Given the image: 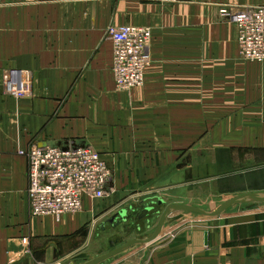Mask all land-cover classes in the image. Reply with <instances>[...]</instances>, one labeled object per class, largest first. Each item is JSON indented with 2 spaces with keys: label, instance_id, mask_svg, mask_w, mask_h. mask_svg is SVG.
<instances>
[{
  "label": "crops",
  "instance_id": "0c3cea01",
  "mask_svg": "<svg viewBox=\"0 0 264 264\" xmlns=\"http://www.w3.org/2000/svg\"><path fill=\"white\" fill-rule=\"evenodd\" d=\"M232 5L264 0H0V264H69L98 255L70 249L80 229L150 233L166 204L211 209L264 191V61L241 57L236 25L220 17ZM111 24L152 28L140 88H116ZM13 67L32 73L30 96L5 93ZM35 144L99 151L107 196L86 197L81 214L33 216L19 151ZM260 204L213 218L173 212L156 241L100 264H264Z\"/></svg>",
  "mask_w": 264,
  "mask_h": 264
},
{
  "label": "built area",
  "instance_id": "2783aa9c",
  "mask_svg": "<svg viewBox=\"0 0 264 264\" xmlns=\"http://www.w3.org/2000/svg\"><path fill=\"white\" fill-rule=\"evenodd\" d=\"M174 4L181 0H139ZM222 16L237 27V42L242 58L264 61V5L224 7ZM107 36L114 48L113 72L116 88L131 91L146 81L151 63L152 28L132 24H111ZM5 93L21 99L32 94L30 70L9 68L3 80ZM28 157L29 204L35 217L61 218L83 210L84 199H102L108 194L111 169L101 153L91 146L63 149L32 145L20 150Z\"/></svg>",
  "mask_w": 264,
  "mask_h": 264
},
{
  "label": "water",
  "instance_id": "95a60500",
  "mask_svg": "<svg viewBox=\"0 0 264 264\" xmlns=\"http://www.w3.org/2000/svg\"><path fill=\"white\" fill-rule=\"evenodd\" d=\"M68 147H61L63 149H68ZM73 148L83 147L78 146L76 144H72ZM252 203H264V191H253V192H246L234 196H230L224 200H222L216 207L211 209H206L198 205H190V204H166L165 201H160L157 203L158 205H164L166 204L163 213L160 216V219L158 221V224L156 227L152 230L151 234L147 237H135L130 240H127L125 243L117 246L116 242L111 240L110 245L111 249L108 250L105 253L98 254L95 256H92L89 252H81L73 257V259L70 261L69 264H100L103 263L110 258L136 246V245H144L149 244L154 241H156L160 235L162 234L163 228L165 226L166 221L168 220L170 214L173 212H185V213H195L206 217H217L224 212H226L228 209L237 206V205H243V204H252ZM156 205H153L151 207L145 208L142 211V214L139 216L140 219L144 218L149 211H153L156 208ZM121 217L126 220L127 219V213L122 212ZM113 219H116V216L113 217ZM79 260L82 262L79 263Z\"/></svg>",
  "mask_w": 264,
  "mask_h": 264
},
{
  "label": "rangeland",
  "instance_id": "374dc122",
  "mask_svg": "<svg viewBox=\"0 0 264 264\" xmlns=\"http://www.w3.org/2000/svg\"><path fill=\"white\" fill-rule=\"evenodd\" d=\"M226 7H230V6H226ZM232 7H237V6L232 5ZM221 10H222V8H221ZM221 10H220V17L222 18V20H224L225 22L226 21L230 22L226 17L222 16ZM230 23L233 24V22H230ZM117 25H119V24H117ZM120 25H122V24H120ZM152 41H153V39H152ZM25 157L28 160V157L27 156H25ZM28 169H29V164H28ZM253 204H255V203H253ZM256 204H258V203H256ZM262 204H264V203H261L260 206H263L262 208H264V205H262ZM81 213H82V211L77 212V213H73V214L70 213V214H66V215L71 216V215H77V214H81ZM66 215H64V216H66ZM95 224L98 225V223H95ZM157 224H158V222H157ZM156 225H155V227H156ZM136 227H138V226L136 225ZM136 227H134L132 230L129 229L128 231L127 230L126 231L116 230L113 232L112 231L111 232H107V231L101 232V231L97 230L96 235H98V236L93 235V233L88 235V231L80 229V230H78V232H76L77 234L74 233V235L80 236V235H84L83 233H85V235L82 237V239H79L78 237L74 236L72 238V240L69 241L70 249L71 248L72 249H90L95 254H102V253H105L111 249V245H110L111 240L115 241L116 245L119 246V245L125 243L127 240H130V239L135 238V237H147L152 232V231L150 233L144 232V229L142 226H140L139 229H137ZM89 233H90V231H89ZM110 233H111V235H109ZM76 238H78L79 240H77ZM77 241H78V244L76 245ZM73 245H76V246H73ZM136 246H140V245H136ZM56 263H59V261Z\"/></svg>",
  "mask_w": 264,
  "mask_h": 264
}]
</instances>
